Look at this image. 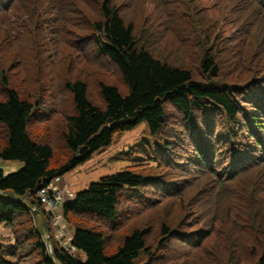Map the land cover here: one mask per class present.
<instances>
[{
  "label": "trees",
  "instance_id": "16d2710c",
  "mask_svg": "<svg viewBox=\"0 0 264 264\" xmlns=\"http://www.w3.org/2000/svg\"><path fill=\"white\" fill-rule=\"evenodd\" d=\"M143 121L62 207L72 253L38 191ZM0 160V264H264V0H0Z\"/></svg>",
  "mask_w": 264,
  "mask_h": 264
},
{
  "label": "rangeland",
  "instance_id": "374dc122",
  "mask_svg": "<svg viewBox=\"0 0 264 264\" xmlns=\"http://www.w3.org/2000/svg\"><path fill=\"white\" fill-rule=\"evenodd\" d=\"M25 17H28V15H26ZM80 30L83 31L84 27H82V29ZM64 67H66V65ZM72 74H75L72 77H80L81 79H87L88 81H91L95 77L92 75L82 74L80 72L74 71L72 72ZM62 76L61 74H57L56 79L61 80ZM45 78L46 82H51L53 73L45 71ZM139 146L149 148L150 150L156 149L155 143L152 140L150 134L149 126L146 121L139 123L136 127L126 131L122 135L115 136L114 142L110 146L95 152L92 157L86 162L79 164L76 168L66 173L63 177L64 182L67 184L69 189L74 194H76L82 190L87 189L92 183L99 182L105 176H110L122 171H126L127 169L141 162L140 157H142V155L137 153L139 149L136 150V148ZM0 162V167L6 173L17 171L23 167V163L19 161ZM8 163H10L9 167H7ZM16 165H18V167L15 168ZM124 224H126V222L122 223L120 227ZM126 226L127 224L124 225V229L126 228ZM70 229L72 230L73 228L71 227ZM42 232L43 238V236L46 234L45 228H43ZM6 237L10 238V240L6 241V243L14 244L16 237L14 231L9 227L0 225V242ZM79 255H83L82 251H79Z\"/></svg>",
  "mask_w": 264,
  "mask_h": 264
},
{
  "label": "built area",
  "instance_id": "2783aa9c",
  "mask_svg": "<svg viewBox=\"0 0 264 264\" xmlns=\"http://www.w3.org/2000/svg\"><path fill=\"white\" fill-rule=\"evenodd\" d=\"M37 197L51 214L50 221L58 241L61 242L63 247L76 254V249L71 245L73 234L70 225L62 214V207L66 202L73 200L74 193L64 182L63 177L57 176L50 183L42 186L37 193ZM32 211H36V209L33 208ZM44 242L49 252H51V235L48 232L44 235Z\"/></svg>",
  "mask_w": 264,
  "mask_h": 264
},
{
  "label": "crops",
  "instance_id": "0c3cea01",
  "mask_svg": "<svg viewBox=\"0 0 264 264\" xmlns=\"http://www.w3.org/2000/svg\"><path fill=\"white\" fill-rule=\"evenodd\" d=\"M0 161H2V160H0ZM0 164H1V162H0ZM2 164H3V163H2ZM9 164H10V163H8L7 167H9ZM11 164H12V163H11ZM16 167H18V165H16L15 168H16ZM0 168H1V167H0ZM70 228H71V227H70ZM70 230H71V229H70ZM71 232H72V234H73V230H71Z\"/></svg>",
  "mask_w": 264,
  "mask_h": 264
}]
</instances>
